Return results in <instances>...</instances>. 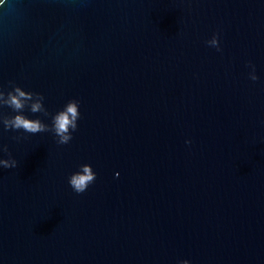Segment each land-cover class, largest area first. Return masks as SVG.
<instances>
[{"label": "water", "instance_id": "95a60500", "mask_svg": "<svg viewBox=\"0 0 264 264\" xmlns=\"http://www.w3.org/2000/svg\"><path fill=\"white\" fill-rule=\"evenodd\" d=\"M9 81L82 115L0 132V264H264V0H0Z\"/></svg>", "mask_w": 264, "mask_h": 264}, {"label": "clouds", "instance_id": "9594fccd", "mask_svg": "<svg viewBox=\"0 0 264 264\" xmlns=\"http://www.w3.org/2000/svg\"><path fill=\"white\" fill-rule=\"evenodd\" d=\"M205 43L217 52H223L219 32ZM247 67L250 69L248 78L251 81H258L260 77L257 74L256 65L249 61ZM45 101L46 97L43 93L26 90L15 81H9L7 89L4 85H0V132L21 133L12 137L17 141L26 138L24 133L33 135L51 133L58 145L69 144L79 130L82 115L81 101L76 98L70 99L55 112L49 111ZM5 109L8 111L6 112ZM33 116L35 118H32ZM185 143L191 145L192 141L189 139ZM3 154H7V158H4ZM18 166L19 161L9 151V146L0 143V169H15ZM97 176L92 164H80L78 170L68 177V184L75 193L83 194L90 185L95 183ZM179 264H192V261L184 259Z\"/></svg>", "mask_w": 264, "mask_h": 264}]
</instances>
